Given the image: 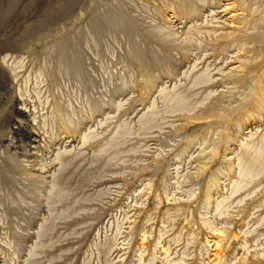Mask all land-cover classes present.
Segmentation results:
<instances>
[{
  "label": "rangeland",
  "instance_id": "374dc122",
  "mask_svg": "<svg viewBox=\"0 0 264 264\" xmlns=\"http://www.w3.org/2000/svg\"><path fill=\"white\" fill-rule=\"evenodd\" d=\"M261 99L264 0H0V264H213L226 227L223 264L264 261V167L209 225Z\"/></svg>",
  "mask_w": 264,
  "mask_h": 264
},
{
  "label": "bare ground",
  "instance_id": "6f19581e",
  "mask_svg": "<svg viewBox=\"0 0 264 264\" xmlns=\"http://www.w3.org/2000/svg\"><path fill=\"white\" fill-rule=\"evenodd\" d=\"M254 24V23H253ZM185 34V33H184ZM257 35V34H256ZM227 37V36H226ZM229 37V36H228ZM253 37V36H251ZM257 37V36H256ZM256 37L253 38L255 41H256ZM247 39V38H246ZM249 39V38H248ZM259 39V38H258ZM257 39V40H258ZM238 40V39H237ZM236 40V41H237ZM251 40V39H249ZM259 41V40H258ZM248 42V41H247ZM263 42V41H262ZM256 43V42H255ZM257 43H260V42H257ZM232 44V43H231ZM235 44H239V43H235ZM240 45V44H239ZM259 49V48H257ZM254 50V49H253ZM250 52V51H249ZM254 54V53H253ZM250 60V59H249ZM251 61V60H250ZM250 65L248 66V62H247V68L251 66L252 62L249 63ZM253 66H251L252 68ZM194 68V66H193ZM207 68L205 70H203L201 73L197 74L194 76V78L192 79V83H191V87L193 86H196V85H199L201 87L203 86H207L208 84H210L211 82V79L212 77L209 75L208 71H207ZM246 68V66L244 67V69ZM246 68V69H247ZM220 70V69H219ZM252 71V70H251ZM246 72H248L246 70ZM246 75V74H245ZM248 75V74H247ZM244 76L245 78L246 77H249V76ZM250 75V74H249ZM236 80V79H235ZM234 80V81H235ZM237 82V81H235ZM246 82V81H245ZM198 87V86H197ZM232 88V87H231ZM189 89V88H188ZM182 91H177L175 93H173V95H171L172 97L169 96L168 97H164L163 100H165L166 102L169 100H175V99H178V100H182L185 99V97H183ZM181 93V95H180ZM210 93V92H209ZM190 95V94H189ZM189 97V96H188ZM207 97V96H206ZM204 97L203 100L206 98ZM168 98V99H167ZM262 101V99H261ZM264 102V100L262 101ZM169 103V102H168ZM179 104V103H178ZM264 104V103H263ZM165 108H166V105H164ZM168 106V105H167ZM164 108V109H165ZM181 108V107H180ZM169 110V109H168ZM158 111V110H157ZM170 111V110H169ZM151 115V114H150ZM146 120V119H145ZM144 123V122H143ZM146 123V121H145ZM148 123V122H147ZM25 125V124H24ZM19 129V128H18ZM21 130H22V126H21ZM26 130V129H25ZM28 132V131H27ZM255 131H250V134L248 136L249 139H252L255 135ZM34 134V133H33ZM29 136V135H27ZM84 139H86V136H83ZM85 141V140H84ZM254 141V140H253ZM252 142V141H251ZM248 142V143H245L243 145L244 146H241L240 145V149L238 151H234L235 153V156H236V165H237V168H238V177L233 181L232 185H231V190L229 192L228 195H225L223 194L222 196H220L221 198L219 199L218 197L216 198H213L214 199V202H215V208H214V212L212 214V221L209 223L212 224L214 223V221L216 220L217 217L219 216H222V215H225V213L227 212V208L231 205H228V202L230 201L231 197L236 195L237 193H239L250 181L253 177H255L259 172H261V168L264 167V161H263V158H264V133L259 137V139H257V142H256V151H255V154L252 156L249 154V150L250 148L253 146V143L255 142ZM243 147V148H242ZM60 155V152H58L56 154V157ZM262 155V156H261ZM261 156V157H260ZM60 165L62 166L66 160L63 159V158H56ZM213 177V176H212ZM217 177V176H216ZM210 180L212 182L213 185L217 186L218 184V178H215L213 177L211 179L210 177ZM207 187V186H206ZM205 192L202 194L203 195V198L204 200H206V202L209 201V199L212 197V191L210 189V187L208 186L207 188H205ZM242 199L240 198V200L238 202H240ZM231 202V201H230ZM158 203V202H157ZM229 204H232V203H229ZM172 210H174V213L176 212L177 215H182L184 214V210H185V207L183 205H177V207H174L173 209H170L168 208L167 209V212H169L170 216H174V213L173 215H171V212ZM243 217V216H242ZM144 220H147V218L145 219V217L143 218ZM240 219H242L240 217ZM211 220V219H210ZM209 222V220H207ZM118 224V223H117ZM208 224V223H207ZM118 229H119V225H117ZM137 228V227H136ZM216 228V227H215ZM146 229V228H145ZM211 229H214V228H211ZM41 230V229H40ZM217 230V228H216ZM219 230V229H218ZM218 234L217 235V238H219L218 240H214V242L212 243V245H214V252H213V255H214V258L212 259L213 261V264H223L225 262L226 257H227V252L233 247V241L237 239L238 237V234L239 233H242V237H247V234L251 233V231L249 230H246V231H241V232H238L237 230H233L231 228H225L223 230H220V231H217ZM137 233V232H136ZM116 234V233H115ZM40 232H37V237H40ZM138 240L135 242V247L137 248V250L139 251L140 253V256H149V258L151 260H154L155 259V255L156 253H160V254H164V255H168V250L169 248L166 246H162L161 247V251L156 247V243L154 242H150L148 241L147 239V236H146V232L144 230V228L142 227L139 232H138ZM109 237V236H108ZM114 238V237H113ZM114 240V239H113ZM112 241V240H111ZM110 241V238H107L105 236V239H104V242L100 248V250H98V257L100 259H102V261L100 262L101 264H105L106 261H107V253L110 250V248L112 247V242ZM221 241H222V244H221ZM220 242V243H219ZM158 243V242H157ZM242 247H245L246 246V243H245V240L244 242L242 241ZM36 245V244H35ZM159 251H158V250ZM233 251H234V247L232 248ZM230 252V251H229ZM232 253V252H231ZM33 254H35L34 252V249H30L29 250V257L32 256ZM230 254V253H229ZM166 257V256H165ZM231 257V256H230ZM229 258V257H228ZM99 259V260H100ZM33 261H27L25 262V264H32ZM109 262V261H108ZM173 263H176L175 260H172ZM99 263V264H100ZM172 263V264H173ZM255 264H264V261L263 259H259L257 258L256 261H255Z\"/></svg>",
  "mask_w": 264,
  "mask_h": 264
}]
</instances>
